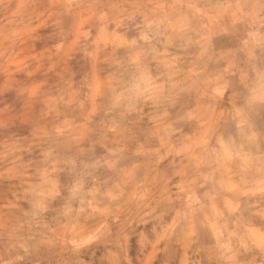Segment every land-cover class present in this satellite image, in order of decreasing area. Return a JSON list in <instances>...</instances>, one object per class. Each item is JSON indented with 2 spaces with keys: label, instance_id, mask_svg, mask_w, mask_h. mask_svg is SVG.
I'll use <instances>...</instances> for the list:
<instances>
[{
  "label": "rangeland",
  "instance_id": "obj_1",
  "mask_svg": "<svg viewBox=\"0 0 264 264\" xmlns=\"http://www.w3.org/2000/svg\"><path fill=\"white\" fill-rule=\"evenodd\" d=\"M0 264H264V0H0Z\"/></svg>",
  "mask_w": 264,
  "mask_h": 264
}]
</instances>
